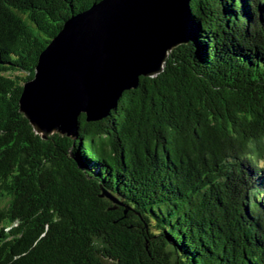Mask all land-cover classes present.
<instances>
[{
  "label": "trees",
  "instance_id": "16d2710c",
  "mask_svg": "<svg viewBox=\"0 0 264 264\" xmlns=\"http://www.w3.org/2000/svg\"><path fill=\"white\" fill-rule=\"evenodd\" d=\"M100 0H0V264H264V0H190L193 38L75 140L22 86Z\"/></svg>",
  "mask_w": 264,
  "mask_h": 264
},
{
  "label": "water",
  "instance_id": "95a60500",
  "mask_svg": "<svg viewBox=\"0 0 264 264\" xmlns=\"http://www.w3.org/2000/svg\"><path fill=\"white\" fill-rule=\"evenodd\" d=\"M190 0H100L70 17L39 54L19 111L42 140H73L78 118L99 121L139 79L159 75L193 38Z\"/></svg>",
  "mask_w": 264,
  "mask_h": 264
}]
</instances>
